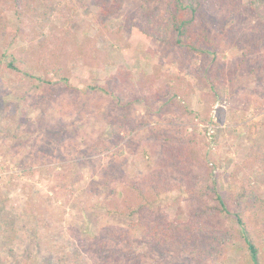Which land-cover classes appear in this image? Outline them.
<instances>
[{
	"label": "rangeland",
	"instance_id": "rangeland-1",
	"mask_svg": "<svg viewBox=\"0 0 264 264\" xmlns=\"http://www.w3.org/2000/svg\"><path fill=\"white\" fill-rule=\"evenodd\" d=\"M10 1L0 0V264H109L92 238L136 223L107 209H122L124 183L152 171L172 174L152 209L173 223L211 204L201 194L209 172L236 192L264 151V43L248 58L247 41L216 25L214 48L187 58L131 26L140 0H56L46 15H16ZM53 51L68 87L46 84ZM13 56L34 61L31 76L9 71ZM114 124L127 125L117 139ZM132 236L141 264H194ZM241 257L231 242L215 264Z\"/></svg>",
	"mask_w": 264,
	"mask_h": 264
},
{
	"label": "trees",
	"instance_id": "trees-1",
	"mask_svg": "<svg viewBox=\"0 0 264 264\" xmlns=\"http://www.w3.org/2000/svg\"><path fill=\"white\" fill-rule=\"evenodd\" d=\"M55 1L11 0L10 4L16 15L22 11L37 12L40 7H45L43 14L46 15ZM140 1L142 7L134 15L131 26L141 35L176 50L181 57L192 58L198 53L203 54L204 42L214 48L208 30L216 25L221 28V32L239 34L244 42L247 41L248 58L264 43V0ZM118 2L119 0L115 1L116 4ZM158 8L162 10L161 15L153 12ZM18 9L22 11L19 13ZM46 57L50 62L48 67L51 76L46 84L51 86L63 82L68 87L67 78L62 75L60 53L53 51L51 55L47 53ZM21 58L13 56L8 69L13 74L26 76L28 74L23 72L24 66L30 65L33 68L34 61ZM46 60L40 59L38 63L47 67ZM43 73L48 74V71ZM251 73L254 71L251 70ZM99 89L106 92L105 89ZM126 127L127 125H121L116 128L114 124L113 139L120 138ZM260 151L253 153L250 173L247 172L241 178L238 189L230 195L221 189L218 177L209 172L205 190L201 194L202 197H209L211 204L204 205L183 223L170 222L161 212L152 209L157 197L171 189V173L158 170L139 180H127L120 192L122 209L115 202L112 209L107 211L109 214L136 218V223L127 228L102 229L92 238L96 243L91 248L92 254L102 257L106 253L105 262L109 264H141L143 257L140 258L141 254L137 255L133 251L135 239L132 236V231L139 230L140 243L148 249L173 252L177 257L186 256L194 264H215L217 259L226 254L227 245L231 242L239 244L243 264H264V196L258 189L260 184L264 185V151L262 154ZM169 154L177 158L179 156L173 151ZM112 173L107 170L105 174L109 178ZM259 178L262 179L261 183ZM188 191L192 193L194 187ZM221 216L232 221L231 229L217 223ZM10 234L12 236L13 232Z\"/></svg>",
	"mask_w": 264,
	"mask_h": 264
}]
</instances>
